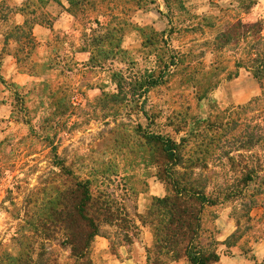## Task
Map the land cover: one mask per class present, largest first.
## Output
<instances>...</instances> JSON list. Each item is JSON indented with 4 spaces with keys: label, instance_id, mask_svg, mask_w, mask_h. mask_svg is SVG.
Returning <instances> with one entry per match:
<instances>
[{
    "label": "rangeland",
    "instance_id": "1",
    "mask_svg": "<svg viewBox=\"0 0 264 264\" xmlns=\"http://www.w3.org/2000/svg\"><path fill=\"white\" fill-rule=\"evenodd\" d=\"M25 21L33 50L8 36ZM257 23L264 25V0H0V264L18 254L26 264H75L64 233L39 225L73 179L90 180L138 224L162 198L158 190L168 193L143 137H169L185 159H195L204 125L227 121L226 110L261 95L246 70L228 78L243 41L239 50L214 46L221 33L244 35ZM152 77L160 82L150 84ZM255 153L263 156L259 147ZM219 154L208 169L194 170L219 199L202 212L199 242L219 255L214 264L260 263L264 193L250 184L233 198L228 191L240 169L217 162ZM120 227L103 224L109 249L96 259L94 239L91 264L117 256L125 244ZM135 255L143 264H182L153 246Z\"/></svg>",
    "mask_w": 264,
    "mask_h": 264
},
{
    "label": "trees",
    "instance_id": "2",
    "mask_svg": "<svg viewBox=\"0 0 264 264\" xmlns=\"http://www.w3.org/2000/svg\"><path fill=\"white\" fill-rule=\"evenodd\" d=\"M8 36L27 50L36 46L26 21L22 26L14 27ZM239 41H243L246 47L242 49L243 56L234 61L235 72L230 73L228 78L235 79L240 69L246 70L258 83L261 95L231 112L226 110L225 113L230 116L227 121L219 117L218 122L204 125L200 153L195 159H185L179 146L169 137L160 134L143 137L154 155L157 177L168 193L163 198L154 199L145 216L139 217V220L153 229V248L157 254L170 257L173 263L182 260V264H214L219 261L216 251L203 247L199 242L202 212L206 207L217 205L219 199L208 195L207 184L194 178V170L208 169L215 150L220 152L217 162L222 158L229 168L240 169L237 171L240 176L235 179L237 183L231 185L228 191L233 198H242L250 184H254L255 193H264V25H250L244 35L233 31L221 33L214 46L219 52L230 44L233 48L238 46L239 50ZM24 61L16 58L17 63ZM150 82L156 85L160 80L152 77ZM257 147L261 148L262 157L256 156ZM69 183L68 189L60 193L58 201L53 203L54 206L41 214L39 225L43 228L50 225L64 233L62 243L70 248L75 264H91L89 252L94 239H109L101 231L103 224L120 223L124 232L121 242L132 243L133 235L130 236L129 231L135 225L122 204L116 203L105 192L94 191L88 179H73ZM253 203V200L249 202L250 205ZM234 238L236 234L231 235L228 241ZM7 261L9 264L28 262L23 254ZM254 264H264V260L260 263L254 261Z\"/></svg>",
    "mask_w": 264,
    "mask_h": 264
},
{
    "label": "crops",
    "instance_id": "3",
    "mask_svg": "<svg viewBox=\"0 0 264 264\" xmlns=\"http://www.w3.org/2000/svg\"><path fill=\"white\" fill-rule=\"evenodd\" d=\"M158 197H164L165 193L162 189L158 190L157 193ZM145 208L140 206V203L135 208L136 213H143ZM140 223V224H139ZM138 224L133 223L135 225V230L137 231V236L133 238V241L131 244H119L117 248V256H108L107 264H143L142 261L138 259V256L135 255V253L140 249V247L150 248L154 244V240L152 241L153 233L149 230L147 226H144L139 222ZM144 238V242H143ZM97 248L94 249L96 256L95 258L99 256V253H105L109 249V241L102 237H96L95 238ZM142 260V259H141Z\"/></svg>",
    "mask_w": 264,
    "mask_h": 264
}]
</instances>
